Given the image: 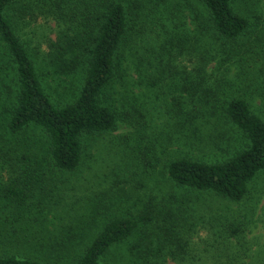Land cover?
Returning a JSON list of instances; mask_svg holds the SVG:
<instances>
[{"label": "trees", "instance_id": "obj_1", "mask_svg": "<svg viewBox=\"0 0 264 264\" xmlns=\"http://www.w3.org/2000/svg\"><path fill=\"white\" fill-rule=\"evenodd\" d=\"M259 15L240 11L233 0H0V137L36 127L48 138L40 160L35 151L29 152L28 144L18 155V141L5 149L0 146V158L5 159L0 161V182L5 183L0 185V214L6 216L0 219V244L18 249L13 246L21 243L9 240V230L27 219L33 224L45 220L50 206L34 197L33 188L53 183L57 174L79 172L90 156L91 140L116 129L118 121L128 120L134 128L133 137L122 140V149L133 146L129 141L137 137L145 139L146 146L141 147L151 169L159 160L157 146L165 149L178 134L189 148L214 147L218 152L210 160L187 151L162 150L167 154L166 181L178 188L212 192L229 202L243 199L264 170V112L251 107L226 73L235 57L245 58L247 41L249 57L263 55L264 22ZM36 24L55 34V40L42 35L59 52L48 63L59 64L64 73L82 68L83 78L70 101L56 103L46 89L47 74L41 73L28 46L38 31ZM189 24L195 25L190 35L181 33ZM153 40L158 41L155 46L146 45ZM154 55L160 66L156 76L187 92L183 102L176 101L164 112L172 120L168 127L174 129L160 135L157 143L158 135L147 132L155 118L150 109L129 97L124 101L128 106L123 104L119 111L109 97L118 80L122 84L128 74L142 72V65L153 67ZM200 124L210 130L199 134ZM188 131L192 133L183 137ZM5 165L11 170L4 177ZM101 227L82 248L81 234L77 239L65 233L52 239L47 260L23 254L24 248L6 252L9 248L4 247L0 264H102L110 247L130 236L137 222L119 216ZM67 245L72 249L58 253Z\"/></svg>", "mask_w": 264, "mask_h": 264}, {"label": "rangeland", "instance_id": "obj_2", "mask_svg": "<svg viewBox=\"0 0 264 264\" xmlns=\"http://www.w3.org/2000/svg\"><path fill=\"white\" fill-rule=\"evenodd\" d=\"M233 3L242 12L260 13L264 22V0H233ZM193 26L187 25L181 33L189 34ZM35 27L38 31L28 46L41 73L47 74L48 93L56 103L74 99L78 91L76 87L84 75L82 68L64 73L60 71L59 64L52 66L48 63L50 57L59 52L57 48L54 51L52 46L49 47L48 40L42 35L55 40V34L43 25L36 24ZM157 42L147 41L146 45L155 46ZM246 46L247 50L251 47L248 41L244 46L245 58L239 60L235 57L226 75L233 79L235 86H239L242 97L251 107L261 113L264 112V41L262 56L249 57ZM174 48L177 47L172 45L171 49ZM157 60L159 58L154 55L153 67L145 69L142 65V72L128 74L124 83L118 80L109 91V97L119 111L125 107L123 104H127L124 103L127 98L134 97L138 105L154 113L155 118L149 123L147 132L151 136L155 133L158 135L155 143L161 140L160 135L171 133L174 129V126L168 127L172 120L164 112L169 108L171 110L176 101L183 102L187 96V92L183 88L180 90L176 82L168 83L156 76L160 75ZM261 65L263 73L259 72ZM202 130L208 132L210 126L205 129L200 124L199 134ZM131 131L134 128L128 120L118 121L116 129L91 140L92 145L87 149L90 156L79 172L75 175L57 174L58 178L53 183H41L33 188L34 197L50 205L46 209L47 218L34 224L29 219L25 223L18 222L16 229L9 230V240H18L21 244L13 246L18 249H10L12 246L7 247V242L0 244V252L4 247L9 248L6 252L24 248L26 253L23 254L44 256L47 260L49 257L46 253L53 252L51 240L62 236V233L74 234V239L81 234V241H84L80 243L82 248L92 241L98 228L108 220L130 216L136 220L137 227L126 239L110 247L102 264H264V170L258 173L248 194L240 201L229 202L212 192L200 193L178 188L166 181L163 163L167 154L162 150L169 153L179 151L178 154L187 151L191 156L207 160L218 151L209 144L189 148L175 132L173 136H177L171 145L165 149L157 146L160 149L159 160L151 169L144 161L149 158L142 150L146 146L145 139L137 137L138 140L129 141L134 149L133 146L122 149V140L133 137ZM189 133L192 132L183 133V137ZM0 139L3 149L7 144L18 141L17 155L22 153L21 148L25 152L23 145L28 144L29 152L35 151L37 160L42 159L48 144L46 134L36 127L13 135L7 132ZM0 161L5 159L0 158ZM5 167L1 170L4 177L11 170L8 165ZM4 177L1 181L6 182ZM2 184L5 185L4 182ZM96 212L99 214H92ZM76 214L78 217L75 219ZM1 217L4 221L6 216L0 214ZM11 220L9 218V225ZM70 249L72 247L67 245L58 253L63 254Z\"/></svg>", "mask_w": 264, "mask_h": 264}]
</instances>
